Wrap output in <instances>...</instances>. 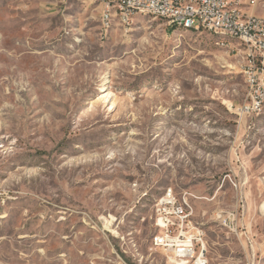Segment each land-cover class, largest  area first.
Listing matches in <instances>:
<instances>
[{"label": "rangeland", "instance_id": "374dc122", "mask_svg": "<svg viewBox=\"0 0 264 264\" xmlns=\"http://www.w3.org/2000/svg\"><path fill=\"white\" fill-rule=\"evenodd\" d=\"M172 27L119 23L103 0H0V264H165L169 188L209 264H264L246 47Z\"/></svg>", "mask_w": 264, "mask_h": 264}, {"label": "built area", "instance_id": "2783aa9c", "mask_svg": "<svg viewBox=\"0 0 264 264\" xmlns=\"http://www.w3.org/2000/svg\"><path fill=\"white\" fill-rule=\"evenodd\" d=\"M65 3L69 0H51ZM109 8H117V16L125 17L126 24L136 10H154L165 14V22L187 23L208 30H234L252 45V56L246 60L245 70L250 103L243 108L256 111L257 102H264V0H103ZM258 8L259 13L253 12ZM189 195L177 198L171 188L169 195L156 207L155 233L152 246L165 257V264H204L207 261L205 234L199 232L192 220ZM228 214L218 215L226 223Z\"/></svg>", "mask_w": 264, "mask_h": 264}, {"label": "bare ground", "instance_id": "6f19581e", "mask_svg": "<svg viewBox=\"0 0 264 264\" xmlns=\"http://www.w3.org/2000/svg\"><path fill=\"white\" fill-rule=\"evenodd\" d=\"M151 15V16H155L158 17L160 19H163L165 21V14H156V12H154V10H136L133 11V16L131 18H129L128 23L130 22V20H132L134 18L135 15ZM109 15H115L118 18V22L119 23H124L126 24L125 21V17L123 16H117V8H109ZM175 28H180L183 30H190V31H205L210 33L211 35L217 36V37H223V38H234L239 40L242 44H244V46L246 47V60L250 58V56H252V45L248 42L245 41V39L242 38L241 33L236 32L234 30H208L207 27H193L190 26L187 23H182V22H174L173 25H171ZM261 46H263L264 48V38H261ZM247 84V82H246ZM264 102H257V107L256 108H261ZM169 195V189L166 191L165 196L163 199H161V201H163L165 198H167ZM218 218V215H217ZM199 232L201 234H204L202 229L199 228ZM204 264H209L208 258L207 261H205Z\"/></svg>", "mask_w": 264, "mask_h": 264}, {"label": "trees", "instance_id": "16d2710c", "mask_svg": "<svg viewBox=\"0 0 264 264\" xmlns=\"http://www.w3.org/2000/svg\"><path fill=\"white\" fill-rule=\"evenodd\" d=\"M173 28V27H172Z\"/></svg>", "mask_w": 264, "mask_h": 264}]
</instances>
